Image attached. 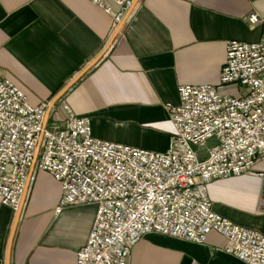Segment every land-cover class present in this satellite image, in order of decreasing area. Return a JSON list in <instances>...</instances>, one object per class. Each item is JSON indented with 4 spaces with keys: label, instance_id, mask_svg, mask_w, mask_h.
<instances>
[{
    "label": "crops",
    "instance_id": "1",
    "mask_svg": "<svg viewBox=\"0 0 264 264\" xmlns=\"http://www.w3.org/2000/svg\"><path fill=\"white\" fill-rule=\"evenodd\" d=\"M91 0H0V78L23 91L31 105L51 102L104 49L118 25ZM264 0H138L105 57L54 108L64 105L91 120L95 139L162 153L173 133L168 105L182 85L219 84L227 44H264ZM228 86L225 93H234ZM53 109V110H54ZM255 170L264 173V162ZM214 210L233 223L264 234V179L243 175L209 187ZM61 187L35 169L14 237L11 264H77L87 244L96 206L67 207L56 214ZM16 211L0 199V264ZM226 239L204 244L150 234L133 248L128 264H247L225 252Z\"/></svg>",
    "mask_w": 264,
    "mask_h": 264
},
{
    "label": "built area",
    "instance_id": "2",
    "mask_svg": "<svg viewBox=\"0 0 264 264\" xmlns=\"http://www.w3.org/2000/svg\"><path fill=\"white\" fill-rule=\"evenodd\" d=\"M251 3L257 0H248ZM119 25L134 0H91ZM252 25L264 17L252 14ZM237 86L234 93H225ZM168 105L173 133L157 153L95 139L91 120L64 105L68 118L44 129L49 102L33 106L10 80L0 78V199L17 211L41 136L37 169L61 187L56 209L96 206L93 228L77 264H128L134 246L159 234L204 244L223 236L225 252L247 264H264V234L214 210L209 187L252 175L264 162V44H227L219 84L182 85ZM55 109L53 110L54 113Z\"/></svg>",
    "mask_w": 264,
    "mask_h": 264
},
{
    "label": "water",
    "instance_id": "3",
    "mask_svg": "<svg viewBox=\"0 0 264 264\" xmlns=\"http://www.w3.org/2000/svg\"><path fill=\"white\" fill-rule=\"evenodd\" d=\"M138 0H134L132 6L129 8V10L127 11V13L125 14V16L123 17L122 21L120 22V24L117 26L115 32L113 33L112 37L110 38V40L108 41V43L106 44V46L104 47V49L102 50V52L95 58L93 59L78 75H76L68 85H66L56 96L55 98L50 102L47 113L45 115V119H44V129L47 128L50 118H51V114L53 112V109L56 107V105L63 99V97L70 91L73 89V87L81 80L83 79L94 67H96L99 62L105 57V55L108 53V51L110 50V48L112 47L113 43L115 42V40L117 39V37L119 36V34L121 33V31L123 30L125 24L127 23L129 17L131 16L133 9L135 7V5L137 4ZM42 141H43V135L41 136L35 155H34V159H33V163L32 166L29 170V174H28V178L26 181V185H25V189L23 192V196L19 205L18 210L16 211V217H15V221L12 227V231H11V235H10V239H9V243H8V247H7V254H6V264H11V254H12V248H13V242H14V237L17 231V227L19 224V221L21 219V215L23 212V208L27 199V195L32 183V179H33V175L36 169V165L37 162L39 160V156H40V152H41V146H42Z\"/></svg>",
    "mask_w": 264,
    "mask_h": 264
}]
</instances>
